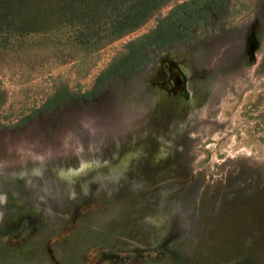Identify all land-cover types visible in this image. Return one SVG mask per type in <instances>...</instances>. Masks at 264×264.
I'll return each instance as SVG.
<instances>
[{
  "label": "rangeland",
  "instance_id": "374dc122",
  "mask_svg": "<svg viewBox=\"0 0 264 264\" xmlns=\"http://www.w3.org/2000/svg\"><path fill=\"white\" fill-rule=\"evenodd\" d=\"M181 1L0 0V264H264V0L34 112Z\"/></svg>",
  "mask_w": 264,
  "mask_h": 264
},
{
  "label": "trees",
  "instance_id": "16d2710c",
  "mask_svg": "<svg viewBox=\"0 0 264 264\" xmlns=\"http://www.w3.org/2000/svg\"><path fill=\"white\" fill-rule=\"evenodd\" d=\"M165 1L166 0H150V6L154 5L145 8L146 13L142 19L130 25H124L117 34V37L137 28L145 21L147 16L151 15L150 13L152 10L158 8L165 3ZM224 3L225 0H183L173 5L165 15L156 17V23L152 28L128 40L124 44L126 52L113 56L111 61L99 71L92 89L78 95L70 93L69 91L56 90L51 96L47 97L43 104L36 108L34 112L46 110L66 101L67 95L70 96L69 98L86 97L91 92L98 90L114 74L127 70L133 71L142 67L149 57V54L146 52L147 47L154 45L158 50H162L176 42L189 39L191 34L188 32V29L194 25L199 26V22L196 20L198 18L205 19L204 17L208 14L207 11H204V8L213 9ZM30 117H32V115L23 117L20 119V122Z\"/></svg>",
  "mask_w": 264,
  "mask_h": 264
}]
</instances>
